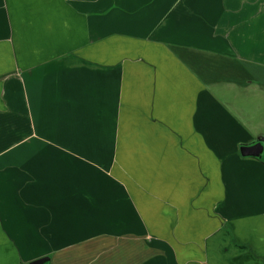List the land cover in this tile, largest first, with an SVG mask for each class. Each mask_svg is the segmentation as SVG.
I'll list each match as a JSON object with an SVG mask.
<instances>
[{
  "label": "crops",
  "instance_id": "obj_1",
  "mask_svg": "<svg viewBox=\"0 0 264 264\" xmlns=\"http://www.w3.org/2000/svg\"><path fill=\"white\" fill-rule=\"evenodd\" d=\"M202 54L264 67V0H0V264H264Z\"/></svg>",
  "mask_w": 264,
  "mask_h": 264
},
{
  "label": "rangeland",
  "instance_id": "obj_2",
  "mask_svg": "<svg viewBox=\"0 0 264 264\" xmlns=\"http://www.w3.org/2000/svg\"><path fill=\"white\" fill-rule=\"evenodd\" d=\"M254 37V34L246 36L251 39ZM246 43V47L251 46L250 40L247 42L245 39L244 44ZM197 61H210L215 66L211 68L213 73L207 75L209 91L215 101L227 107L254 137H264V67L246 66V63L242 64L233 58L222 61L219 56L204 54L199 55ZM220 64L222 66H218ZM13 116L7 115V121ZM14 131L11 128L0 129V136L14 139Z\"/></svg>",
  "mask_w": 264,
  "mask_h": 264
},
{
  "label": "water",
  "instance_id": "obj_3",
  "mask_svg": "<svg viewBox=\"0 0 264 264\" xmlns=\"http://www.w3.org/2000/svg\"><path fill=\"white\" fill-rule=\"evenodd\" d=\"M264 152V138L259 137L255 140V142L248 146L240 147V154L242 157H252V158H260ZM49 262L48 258H42L39 260H35L30 264H47Z\"/></svg>",
  "mask_w": 264,
  "mask_h": 264
},
{
  "label": "trees",
  "instance_id": "obj_4",
  "mask_svg": "<svg viewBox=\"0 0 264 264\" xmlns=\"http://www.w3.org/2000/svg\"><path fill=\"white\" fill-rule=\"evenodd\" d=\"M243 64V63H242ZM243 68V67H242Z\"/></svg>",
  "mask_w": 264,
  "mask_h": 264
}]
</instances>
